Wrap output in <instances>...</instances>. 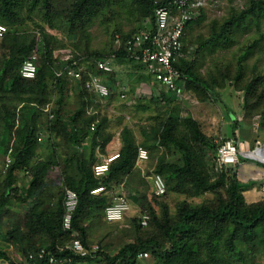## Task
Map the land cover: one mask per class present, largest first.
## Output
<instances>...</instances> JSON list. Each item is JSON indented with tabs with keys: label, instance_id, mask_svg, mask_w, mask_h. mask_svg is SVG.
I'll return each mask as SVG.
<instances>
[{
	"label": "trees",
	"instance_id": "1",
	"mask_svg": "<svg viewBox=\"0 0 264 264\" xmlns=\"http://www.w3.org/2000/svg\"><path fill=\"white\" fill-rule=\"evenodd\" d=\"M67 1L65 10L60 11L57 3H66V0H0V23L9 28L0 39V224L5 220L10 223L7 238L15 241L23 259L10 257L2 249L0 258L7 264H77L82 261L139 264L138 255L143 252L150 254V264H237L254 261L257 257L264 258V200L247 203L235 170L226 168L217 172L213 169L210 163H213L217 143L203 133L198 121L191 115L180 116L175 111L168 110L159 126L144 132L143 143L144 147L163 150L158 155L153 170L165 179L166 193L178 192L190 197L211 192V199L198 203L182 199L176 203L173 214L166 204L160 203L161 214H157L148 198L147 180L135 173L139 144L128 125H122V144L117 152L118 157L111 162L106 175H94L92 166L97 162L95 150L98 147L102 152L113 137V133L103 132L102 124L106 120L104 117L99 119L93 132L89 129L97 115L88 114L87 109L95 103L98 96L87 91L82 81L76 82L80 85L79 102L73 112L64 111L71 80L65 75L56 76V70L63 63L54 57V49L61 42L40 23H33V29L25 26L24 30H19L16 27L31 20V12L38 10L42 12L43 20L50 28L55 27L53 19L69 27L76 24L83 26L95 14L105 10L112 11L114 5L126 0ZM128 1L139 19L150 20L144 24L147 25L153 23L154 8L168 0ZM25 7L26 13L23 14L21 11ZM263 15L264 0H247L239 11L224 19L218 31L211 33L208 46L220 40H225L223 46H230L232 39L226 41L230 28L245 29L251 23L259 25ZM200 19L202 15L187 25ZM64 35L78 39L74 30L64 32ZM130 35L124 38L127 39ZM263 37L264 33L260 37H254L237 55L236 71L231 77L235 82L245 75L244 65L255 54ZM33 51L37 53L36 75L32 79L24 78L19 69L23 60L31 56ZM73 55L75 60L87 64V70L91 74H103L94 67V62L106 58L104 55ZM113 56L116 59L134 60L124 44ZM174 66L181 76L184 77L187 73L195 77L186 78L188 85L196 78L199 80L190 71V62L177 60ZM86 77L87 75L84 76ZM260 77L256 74L246 80L242 108L246 117L258 116L263 125L264 105L261 106L260 101L264 90H256L258 84H261ZM213 82L215 81L210 78V81H206V86L201 85L198 90H194L199 100L210 97ZM50 87L52 98L48 94ZM108 87L110 95L113 94L112 87ZM164 98L166 104L175 100L172 94ZM48 105L50 109L47 113L44 106ZM45 133L53 153L47 158L37 159V150L41 146L38 138L41 134L45 136ZM88 137L89 151L83 144ZM7 144L12 162L4 169L2 161L8 151L5 149ZM59 148H64L68 155L62 163L55 161L54 155ZM177 153L180 154L179 159H169L168 156ZM55 166L60 167L62 183L53 189L52 182L46 179V175L47 170ZM21 170L27 172L30 180L28 191L23 197L27 207L17 218L10 206L13 194L18 192L16 180L17 173ZM117 185H122L125 196L138 203L136 205L142 213L148 214L147 225H140V216L132 217L136 238L111 256L101 249L94 255L80 256L65 247L73 236L63 230L62 225L64 188H72L77 194L72 227L77 238L86 247H90L88 222L92 218L104 217V209L111 201L106 193L94 195L91 190L99 186L111 190ZM41 249L49 254L39 257ZM29 254L33 257L29 258ZM50 255L56 259V263L49 262Z\"/></svg>",
	"mask_w": 264,
	"mask_h": 264
},
{
	"label": "rangeland",
	"instance_id": "2",
	"mask_svg": "<svg viewBox=\"0 0 264 264\" xmlns=\"http://www.w3.org/2000/svg\"><path fill=\"white\" fill-rule=\"evenodd\" d=\"M246 3L247 0H206V5L200 10L202 19L189 25V29H187L188 37L187 35H185L184 39L187 37L188 40L194 39L197 40L198 43L205 41V39L208 40L213 31L219 30V26L224 21V19L239 11L243 6H245ZM65 5H68L67 0L66 3H57V9L60 11H64ZM26 8L27 7L23 8V10L21 11L23 14L26 13ZM112 9V11L105 10L98 14H95L91 17L90 21L83 26L76 24L69 27L67 24L62 23L57 19H53V24L55 25L54 28L48 27L47 23L43 20L41 11H33L31 12V20H28L24 25L16 27V29L18 28L19 30H24L25 26H29L30 29H33V23H40L48 33L55 35L56 39L61 42V45H58L54 49V52H56L58 55H62L61 51L65 49H69L73 53H79L83 55H87V53H100L105 57L112 58V63L113 61H115L114 63H117L120 61L117 60L113 55L115 54V51L119 50L123 45L126 39L124 38V36L132 34L135 30L141 28L145 23L150 22V20L148 18L139 19L137 12L133 10V7L129 4L128 0L123 1V3L114 5ZM34 10H37V8H35ZM71 30L76 31V33L78 34L77 40L71 39L68 36L64 35V32L67 33ZM262 33H264V15L261 17L259 25L251 23L249 27L245 29H238L235 27L230 28L229 32L227 33L228 39L226 40L230 41L232 39L233 42L230 46H223V42L225 40H220V42L216 41V43H214L212 46H208L207 55L203 56L201 52L194 53L195 55H198L197 63L195 64V67H193L194 75L196 77H199L200 80H205L206 77L207 79L205 81L207 82L208 80L210 81V78L214 80L215 82H213V88H222L226 86L231 87L234 90L239 91L244 98L245 92L243 88L246 80L250 79L256 74H259L261 76V84H258L256 90L257 92L264 90V37L260 40V45L256 49L255 54L250 59H248L246 64L244 65L245 75L242 77V79L235 82L231 78L235 74L236 57L240 53L241 49L254 37H260ZM126 59L128 67L135 68L136 70L146 69L147 71L146 64L140 63L138 61H135L136 63L134 64V60L129 58ZM201 69L202 71H200ZM147 73L150 74V72L148 71ZM205 73L206 76H204ZM134 80L136 81V79ZM154 89L158 95L161 91L164 90V88L160 85L155 86ZM79 90L80 85L78 86L74 84L72 85V95H70V93L68 92L66 98L67 103L64 107V111H66L67 113H71L76 109V106L79 102ZM49 93V97L52 98L53 93L51 87L49 88L48 94ZM126 93L128 94L125 95V97H127V100L126 102H121L119 104V108H117V111L119 113L122 112L123 114H129L132 119L137 120V123H132V126L130 127L134 133L136 143L140 145L143 144L144 146V132H148L150 128L159 126L162 119L166 117V113L164 111L165 108H162V106H160L157 101L155 102L151 98H145L139 91H128ZM225 99L228 103L232 102L227 94H225ZM260 103L261 106L264 105V96H262ZM44 111L48 113V109L46 106H44ZM177 111L180 116H185V110H182L181 114L180 108H178ZM118 116L113 122L109 124L111 129L114 127L117 128V126L119 127L120 123L118 124ZM255 118L257 119L256 123L258 128L264 130V124H260V120H258L259 117L257 116ZM141 121H145L148 123L150 122V124L148 125L149 127H146L149 130L141 128L142 126H144L142 123H139ZM250 131L252 133V127H250ZM262 135L263 134L261 133V136ZM45 140L46 133L45 136L42 137V141H40V143L41 145L48 143V145L51 146L49 142ZM220 140L221 139H217V141L214 140V142L219 143ZM8 146L9 144L5 146L6 151L9 149ZM145 147L149 151L150 161L149 163L147 162V165L142 164L141 167H137L136 162L137 168L135 169V173H139L140 176L144 177L147 180L148 198L157 214H161L160 203L166 204L169 212L173 214L176 203H178V201L182 199H187L190 202L198 203L204 200L211 199L213 197V194L211 192H206L199 196L188 197L184 193L169 191L164 196L156 198L153 194L151 179L148 176L153 173L150 170L153 161L157 158L158 155L161 154L163 150L160 148H149V146ZM6 153L7 154L5 158L7 156L11 157L9 155V150ZM168 157L171 160H177L179 159L180 154L177 153ZM3 163L4 161H2V164ZM210 164L213 165L212 162ZM212 167L214 169V166ZM29 180V177H26V175L24 174L17 176L16 185L18 187V192L13 194L14 197L11 200L10 206L17 218L25 211L27 207V204L23 200V197L28 191ZM112 190L113 189L106 190V194L109 197H111ZM127 199L129 202V209L123 212V216L120 222L110 223L107 222L104 217L96 219L92 218L88 222L89 244L98 245V249L103 250L110 256L114 255L119 250V248L124 246L127 242L133 241L136 238V233L133 230L134 228L131 223V218L140 216L142 212L138 208V205H136L138 203H134L130 198ZM9 228L10 223L6 222V220L0 224V249L5 251V253H7L10 257L21 260L23 259V255L20 252L19 247L17 246L15 241L9 240L7 238L6 233ZM138 262L139 264H150V254L148 253L146 257L141 256ZM104 263V261H82L78 262L77 264ZM237 264H264V258L257 257L254 261L249 260L245 263L238 262Z\"/></svg>",
	"mask_w": 264,
	"mask_h": 264
},
{
	"label": "built area",
	"instance_id": "3",
	"mask_svg": "<svg viewBox=\"0 0 264 264\" xmlns=\"http://www.w3.org/2000/svg\"><path fill=\"white\" fill-rule=\"evenodd\" d=\"M206 5V0H168L164 4H159L154 8L153 23L144 25L134 33H132L124 41V47L129 55L135 61L146 64L147 71L153 78L165 89L170 92L179 101L188 98L184 90V77L181 76L179 70L174 66V63L182 54L183 36L188 22L201 15L200 10ZM9 31V28L0 23V39ZM39 37V32H37ZM62 55L54 52V57L58 58L62 67L56 70V76L65 75L70 80L81 82L83 87L100 99H105L110 95V88L97 74H91L87 70V64L84 61H77L73 57V52L65 49ZM37 53L33 51L32 55L25 58L20 66L19 73L22 77L32 79L36 75V60ZM94 67L103 73L112 72L113 68L108 58L97 59L94 62ZM87 75L86 78L84 76ZM120 97H123L121 93ZM49 111L50 105L47 106ZM89 114H95L94 111L89 110ZM97 119L92 121L89 125L90 131H94ZM40 140V137L38 138ZM118 157V153H108L102 157L101 160L93 164L92 170L96 177L106 175L109 170L111 162ZM149 158L148 150L139 145L137 148L136 162L141 163L147 161ZM238 145L231 138H223L217 143L215 156L213 159V166L215 171L221 172L231 165L238 163ZM12 162V158L7 156L3 163V168L6 169ZM150 176L153 194L156 197L163 196L166 191V182L163 176L152 170ZM122 186V185H121ZM261 192L264 194V169L261 173L260 182ZM94 195L106 193L103 186L96 187L91 190ZM77 194L69 187L64 188L63 195V230L71 233L73 238L65 245L73 252L80 256L94 255L98 250V245H91L86 247L82 241L77 238L76 231L72 227V217L77 205ZM129 209V202L125 194L120 191L114 193L111 197L110 203L104 209V218L110 223L120 222L123 212ZM140 225L146 226L148 223V214L142 213L140 215ZM46 253L41 249L38 253L42 257ZM139 257L147 256L146 252L139 253ZM29 258L33 255L29 254ZM49 262L56 263L53 256H49ZM0 264H7L4 259L0 258ZM105 264H116L105 263Z\"/></svg>",
	"mask_w": 264,
	"mask_h": 264
},
{
	"label": "crops",
	"instance_id": "4",
	"mask_svg": "<svg viewBox=\"0 0 264 264\" xmlns=\"http://www.w3.org/2000/svg\"><path fill=\"white\" fill-rule=\"evenodd\" d=\"M188 27L189 26L187 25L185 29L182 39V54L178 60L179 62L182 60L190 62V71L193 72V67H195L198 58V55H195L194 53L201 52L203 56L207 55L208 40L205 39V41L199 43L194 39L188 40ZM185 35H187V37L184 39ZM106 58L109 59L113 70L110 73L102 72L103 74H99V76L106 84L112 87L113 94L109 95L105 99H100L97 97V99L94 101L95 103L89 106L87 109L88 114L89 110L95 112L97 115V123L102 117L106 119L102 124L104 133H113L112 139L107 143L102 152H100L98 147L96 148L95 155L97 161L101 160L102 157L108 153H117L119 151L122 144L120 139L122 125H128L130 127L132 126V123H137V120L132 119L129 114H123L122 112L119 113L117 108H119L118 106L121 102H126L127 97H125V95H128L126 92L139 91L145 98H151L155 102L157 101L160 106H162V108H165V113H167L168 110L175 111V109V113H178L177 110L180 108L181 114V111L185 110L184 114H190L194 119H196L200 124L203 133L208 137L213 138L215 141H217V139L223 138L233 139L238 145L239 161L236 165H231L228 168L235 170V176L242 186V194L245 201L247 203H251L264 199V194L260 189L261 173L264 169V157L262 156L264 155V130L258 128L256 123L257 119L255 118L257 116L246 117L244 115L242 108L243 96L239 91H236L228 86L222 88L214 87L213 90L209 92V98L206 97L203 101L199 100L194 90H198L201 85L206 86L207 83L205 80L207 78L205 77V80H197L198 78H196L194 82H190L191 84L188 85L186 78L189 77L190 79H193L195 77L192 74L186 73L184 76V90L188 95V98L183 101H179L175 98L171 104H166L164 96H168V94L171 95V93L168 92L165 87L160 85L155 79H153V76L148 74L146 69L136 70L135 68L128 67L126 58L117 59L120 61L117 63H114L115 61L112 63V58ZM133 62L134 64L136 63L135 61ZM200 71H202V69ZM108 76H111V78H108ZM204 76H206V73ZM134 79H136L137 83ZM74 84L77 85L75 81L71 80L69 91L70 95H72V85ZM159 85L163 87L164 90L158 95L154 87ZM206 92L208 93V89ZM121 93H123V97H120ZM225 94L230 97L232 100L231 103L226 101ZM117 116L119 119L118 124L120 123V125L119 127L117 126V128L114 127L111 129L109 124L113 122ZM139 123L144 125L141 128L149 130L146 127H149L148 125L150 122L148 123L141 121ZM250 127H252V133L250 131ZM261 133L263 134L262 136ZM40 137L42 138L44 135L41 134ZM41 138L39 141H42ZM89 143L90 137H88L85 140V143H83L87 147V151H89ZM52 153L51 146L46 143L38 148L37 156L35 158L44 159V157L47 158L51 156ZM54 156L57 163H62L68 155L66 154L64 148H59ZM156 160L157 158L154 160L155 162L153 161L152 167L150 166L151 171L154 169ZM149 161L150 155L147 161L137 163V167H141L142 164L147 165V162L149 163ZM23 174L26 175V177L28 176L27 172L23 170L18 172L17 176ZM46 179L52 182L53 189H55L57 186H60L62 182L60 167H50L47 170ZM112 189L111 197L114 193L122 191V186H114ZM51 205L52 204H50V206Z\"/></svg>",
	"mask_w": 264,
	"mask_h": 264
},
{
	"label": "water",
	"instance_id": "5",
	"mask_svg": "<svg viewBox=\"0 0 264 264\" xmlns=\"http://www.w3.org/2000/svg\"><path fill=\"white\" fill-rule=\"evenodd\" d=\"M264 156V155H263Z\"/></svg>",
	"mask_w": 264,
	"mask_h": 264
}]
</instances>
